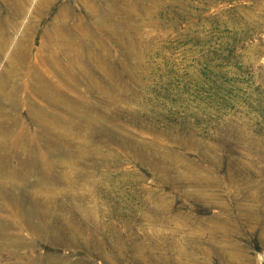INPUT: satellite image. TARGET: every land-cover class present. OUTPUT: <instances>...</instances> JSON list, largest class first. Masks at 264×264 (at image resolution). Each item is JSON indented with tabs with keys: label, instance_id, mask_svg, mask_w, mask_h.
<instances>
[{
	"label": "rangeland",
	"instance_id": "374dc122",
	"mask_svg": "<svg viewBox=\"0 0 264 264\" xmlns=\"http://www.w3.org/2000/svg\"><path fill=\"white\" fill-rule=\"evenodd\" d=\"M63 1L65 23L90 28L98 48L101 41L104 71L115 73L109 81L121 94L114 103L102 94L110 89L105 82L87 93L84 84L73 89L64 81L69 74L58 75L51 53L62 45L52 18ZM26 2L0 0V221L8 223L0 264L47 253L133 264L138 245L153 255L150 264L168 254L176 264H264V0H94L93 15L80 0ZM73 68L86 76L87 65ZM39 75L67 97L86 100L100 132L42 99ZM35 108L50 117L45 124ZM72 189L89 199L70 197ZM51 196L90 208L91 233L112 246L116 234L125 238L124 258L108 263L32 231L26 210L36 212ZM75 212L76 220L87 213ZM18 236L29 244L16 245Z\"/></svg>",
	"mask_w": 264,
	"mask_h": 264
},
{
	"label": "bare ground",
	"instance_id": "6f19581e",
	"mask_svg": "<svg viewBox=\"0 0 264 264\" xmlns=\"http://www.w3.org/2000/svg\"><path fill=\"white\" fill-rule=\"evenodd\" d=\"M43 1L46 2L47 4H49V3L56 2L57 0H43ZM92 1H94V0H80V2L86 8L87 14H90V15H93L96 13V11H94V9H92L90 6V3ZM22 2L24 5L27 3L26 0H22ZM14 8L18 12V15H20L21 14L20 7L18 5H15ZM68 13H69V5L65 1H63L61 3L57 13L52 18L53 19L52 27H53V31H54L53 34L55 33L54 36L57 38L56 45H57V43L62 45V49L59 48V50L51 53V58H52L51 60L54 59L55 64L57 65V70L59 71L58 75L62 77L63 74H66V73L69 74L68 79H64V81L67 82L68 84H70L73 89H78L77 86L80 83L84 84L85 90L87 93L90 92V90L87 91V89L92 88L96 83L103 81L107 85L110 86V89L102 91V94L104 93L106 95L105 96L106 101H110V102L114 103L115 101H117L121 97V94L116 93L115 89H112L113 84L109 81L111 76H115V73L110 72V71L107 72L108 68H106V70L104 71V67H106L108 64V57L106 54H103L99 51V48L102 50V48H101L102 45H100L101 41L99 43V48H98V42L96 40L95 35H93V32H91L90 28H86V29L79 31L80 25L73 26V27H70V25H67L65 22H66V18H67L66 16L68 15ZM10 18H12V17H10ZM71 18L76 20V19H80L81 17L73 14V15H71ZM97 18H99V16ZM57 22H59V24L56 26L55 24ZM49 29H51V28H49ZM79 35L83 36V38L80 37ZM86 40H88L90 42V46L87 48H84V46H85L84 41H86ZM55 41H56V39H55ZM19 48L21 49V44H20ZM19 48H18V54L20 55V49ZM41 50L44 51L45 50L44 47H42ZM58 57H60L61 60L57 63L56 59ZM42 59H49V58H46V55H44V57L42 56ZM84 61L87 64L84 63ZM84 65H87V67H88L86 76L81 74L77 69L73 68L74 66H84ZM94 67L97 68V70L99 71V74H95L92 71V69H94ZM60 70H61V72H60ZM37 78L39 79L40 96L42 99H44L46 102H48L51 105L61 107L65 112L73 115L74 117H78V119L80 120L79 126L82 125L85 127H91V128L96 129V126L93 124L94 121H92L91 118H89V116L91 114V110L93 107L86 100H85L86 103H84V101H77L73 98L71 99V98L67 97L63 91L60 90V88L57 86V84L55 85L52 82L48 83L46 81V79L41 75H39ZM2 84H3V80L0 84V91L2 93H4ZM47 90H49V91L54 90V92L52 94H50L47 92ZM120 92H121V90H120ZM54 94H58V95H54ZM84 99H87V96H84ZM33 114L38 119L39 123L42 125L45 124L50 119V117L47 116L46 112H44L40 108H35L33 110ZM54 120H55L54 124H59V125L63 126L64 122L61 119H59L58 117H55ZM67 122L68 123H65V124H67V126L69 128L70 127L73 128V126H75L73 123H71L69 121H67ZM76 126L78 127V125H76ZM95 131L100 132V131H98V129H96ZM71 184H73V183H71ZM117 184H120V183H117ZM68 195H69V193H67V196ZM75 196H77L81 202H85L86 200L89 199V193H85L82 191L79 194H75L74 190L72 189L70 191V197L74 198ZM40 203H41V207L36 209L37 210L36 212L34 209H32L31 211L26 210L25 215H24L26 224H27V226H29V228L32 231H35V232H38L41 234H45L47 236V238L49 240H51L52 242H57V243L63 244L64 246H74V247L76 246V247H83L84 249H87L88 251L92 250L96 254L100 255L102 259H105L106 262L108 261V263L114 262L112 257H116V258L119 257L122 259L124 258L125 252H127V245H126L127 242L125 243V238L124 239L119 238L116 234L114 236L115 245L112 246V245H108L106 243V241L104 242L98 234H95V233L92 234L91 233L89 228H90V225L93 221L90 223V219L92 220L90 208H87L85 206L79 207V206H75V205L70 206V205H65L63 203H58V202H56V199L53 198V196H51L49 198H43L40 201ZM16 210H17V213H22L20 211H23L19 206H16ZM81 210L86 211L87 212L86 214L88 216H86V214H85V216L83 215V220H81L80 218H77V217L76 218L78 220H76L74 217V212L75 211L78 212ZM67 212H71V216L66 215ZM32 213L34 215H32ZM89 213H90V215H89ZM79 214H80V212H79ZM35 216H37V218H39V219H43V221L42 222L36 221L34 219ZM159 218H160V216H159ZM2 220H4V219H2ZM185 220H186V218H185ZM97 222H98L99 226L102 225V222H100L99 220H97ZM108 223H110V221ZM7 224L8 223H6L5 221H2V222L0 221V234L5 232V225H7ZM188 225H190V224L188 223ZM213 229H214V227H211V230H213ZM114 234H115V231H114ZM103 235L101 234V236H103ZM128 239H129V237H128ZM174 241H175V239H172V243ZM170 242H171V240H170ZM144 243H145V241H144ZM172 243H170V244H172ZM211 243H212V241H211ZM15 244L19 245V246L20 245L25 246V245H28L29 242H27L23 237L18 236L15 240ZM157 244H158V242H157ZM131 245H132L131 250L134 253V250H136V248L133 244H131ZM107 247L112 249L111 250L112 255H111V253H109V254L105 253L106 250H107V252L109 251V249ZM151 247H152V245H151ZM193 247H195V246H193ZM141 248L139 245L137 246V251H138V256H139L137 258L138 260L135 261L133 259V256H130V262H132L133 264H150L151 260L153 259V258H151V256H153V255L151 253H149L148 255H145L147 253H145V254L142 253L143 249L141 251ZM179 251L182 252L181 249H179ZM179 251L177 253L178 256L180 254ZM161 252H162V250H161ZM162 253L164 254V251ZM169 253L171 254V252H169ZM159 254L160 253H158V255ZM182 254L183 253H181L180 256ZM19 255L20 254H18L17 257ZM202 255H204V254H202ZM20 257H22V255ZM159 258H162V256L159 255ZM184 259H186V258H184ZM196 259H197V257H196ZM88 262L89 261L85 262V261H80V260H69L68 257H65V256L53 255V254L47 253L45 255L35 256L30 260L27 259L26 261H23V262L18 263V264H89ZM174 263H175V258L171 257V255L169 256V254H168V256H164L161 260V264H174ZM179 264H187V263H181L180 262ZM193 264H206V262H202V261L199 262V260H197V261H194Z\"/></svg>",
	"mask_w": 264,
	"mask_h": 264
}]
</instances>
